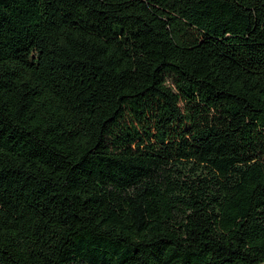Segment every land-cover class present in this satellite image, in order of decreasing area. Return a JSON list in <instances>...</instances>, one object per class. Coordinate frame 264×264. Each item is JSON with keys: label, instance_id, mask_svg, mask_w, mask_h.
I'll use <instances>...</instances> for the list:
<instances>
[{"label": "trees", "instance_id": "obj_1", "mask_svg": "<svg viewBox=\"0 0 264 264\" xmlns=\"http://www.w3.org/2000/svg\"><path fill=\"white\" fill-rule=\"evenodd\" d=\"M0 264H264V0H0Z\"/></svg>", "mask_w": 264, "mask_h": 264}]
</instances>
